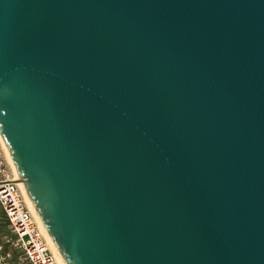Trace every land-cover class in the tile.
<instances>
[{
	"label": "water",
	"instance_id": "obj_1",
	"mask_svg": "<svg viewBox=\"0 0 264 264\" xmlns=\"http://www.w3.org/2000/svg\"><path fill=\"white\" fill-rule=\"evenodd\" d=\"M0 136L65 264H264V0H0Z\"/></svg>",
	"mask_w": 264,
	"mask_h": 264
},
{
	"label": "built area",
	"instance_id": "obj_2",
	"mask_svg": "<svg viewBox=\"0 0 264 264\" xmlns=\"http://www.w3.org/2000/svg\"><path fill=\"white\" fill-rule=\"evenodd\" d=\"M21 184L0 136V208L8 229L0 236V264H59Z\"/></svg>",
	"mask_w": 264,
	"mask_h": 264
},
{
	"label": "bare ground",
	"instance_id": "obj_3",
	"mask_svg": "<svg viewBox=\"0 0 264 264\" xmlns=\"http://www.w3.org/2000/svg\"><path fill=\"white\" fill-rule=\"evenodd\" d=\"M7 153H8V151H7ZM8 156H9V159H10V161H11L10 154H8ZM11 164H12V161H11ZM12 166H13V164H12ZM13 167H14V166H13ZM14 169H15V168H14ZM15 173H16V171H15ZM16 176H17V173H16ZM21 187H22V190H23V192H24V195L27 196V193H26V190H25V188H24V183H23V182H22V184H21ZM27 199H28V203H29V206H30V208H31V211H33L35 217L37 218L38 224L40 225L41 230H42V232H43V234H44L46 240H48V242H49V244H50V247H51V249H52V252H53V254L55 255L57 261L59 262V264H65V263H64V260H63V258H62V256L59 254V252L57 251V249H56V247H55L53 241L50 239V236H49V234H48V232H47V230H46L45 225L42 224L40 218L38 217L37 211L35 210V208H34V206H33V203H32V201L30 200L29 196H27Z\"/></svg>",
	"mask_w": 264,
	"mask_h": 264
},
{
	"label": "rangeland",
	"instance_id": "obj_4",
	"mask_svg": "<svg viewBox=\"0 0 264 264\" xmlns=\"http://www.w3.org/2000/svg\"><path fill=\"white\" fill-rule=\"evenodd\" d=\"M2 216V211H0V235H4L8 232L7 226L5 225V223L3 222V220H1Z\"/></svg>",
	"mask_w": 264,
	"mask_h": 264
},
{
	"label": "crops",
	"instance_id": "obj_5",
	"mask_svg": "<svg viewBox=\"0 0 264 264\" xmlns=\"http://www.w3.org/2000/svg\"><path fill=\"white\" fill-rule=\"evenodd\" d=\"M0 211H1V208H0ZM2 218H1V220H3V222L5 223V225H6V218H5V216H4V214H3V212H2V216H1ZM1 236V235H0Z\"/></svg>",
	"mask_w": 264,
	"mask_h": 264
}]
</instances>
